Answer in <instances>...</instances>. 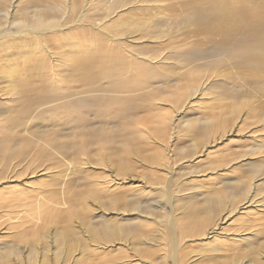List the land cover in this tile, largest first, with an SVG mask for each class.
I'll use <instances>...</instances> for the list:
<instances>
[{"label": "rangeland", "instance_id": "1", "mask_svg": "<svg viewBox=\"0 0 264 264\" xmlns=\"http://www.w3.org/2000/svg\"><path fill=\"white\" fill-rule=\"evenodd\" d=\"M158 1V9L152 6L139 11V6L132 17L125 14L118 19L126 30L148 31L147 39L151 35L163 38L143 43L148 56L162 52L157 56L159 63L140 62L152 69L142 85L149 100L137 101L144 105L132 116L113 121V115L111 119L96 116V106L88 103L78 113L73 110L63 115L55 111L40 114L42 102L31 115L17 107L21 91H26L25 82L37 92L52 85L56 75L63 82L59 92L79 93L88 88L84 77L99 73V65L92 64V53H114V45L124 53L127 37L118 44L113 29H106L109 22L103 13L108 0H88V5L82 0L74 14L67 11L65 15L63 0H0V30H4L0 31V126L15 117L9 124H17L20 141L0 138V152L20 143L36 149L33 144L38 142L42 145L38 153L48 150L38 160L0 165V264H141L140 258L145 264H173L167 248L161 252L173 230L182 247L178 264H264V182L259 180L264 179V60L258 52L264 46V28L254 38L228 35L217 28L216 18L218 10L229 5L247 12L252 23L256 12H264V0ZM55 4L59 9L53 14L63 22L60 30L52 26L50 12L44 15ZM203 9H209L213 17L208 28H198L190 17L191 12ZM42 56L46 60L41 58L43 65H37ZM100 79L101 83L94 82L99 88L106 83L104 76ZM156 96L171 100L160 105ZM85 109L89 125L102 127L101 132L92 135L82 128L77 135L73 128L81 125L80 112ZM73 119L77 124H70ZM221 120L225 125H217L213 137H208V128ZM163 122L167 125L161 133L156 126ZM111 123L116 125L114 132ZM138 124L149 127L151 136L137 131L127 136L120 133L123 127L133 130ZM4 130L0 127V136ZM125 140L140 151V161L123 156ZM88 142L90 160L86 161L82 148ZM100 145L114 151L104 155ZM109 154L108 161H100ZM126 158L131 163L127 173ZM162 159L166 164L158 169ZM252 163L258 165L250 170ZM241 165L246 172L241 182L257 172L260 192L251 191L248 199L258 208L227 214L215 235L185 242L181 233L198 215L194 216L198 200L217 195L219 189L236 182L240 172L235 168ZM141 184L147 189L140 190ZM179 201H189L183 206L186 217L180 221L171 218L178 213ZM138 203L144 222L135 211L128 212L129 207L139 208ZM160 205L164 215L160 212V222L153 224L148 213L160 210ZM102 224L111 230L102 233ZM122 225L127 231L111 242L109 237L124 232ZM237 235L251 238L252 243H247L252 247L244 250L235 242ZM209 243L217 250L209 252ZM159 257L167 259L162 262Z\"/></svg>", "mask_w": 264, "mask_h": 264}, {"label": "bare ground", "instance_id": "2", "mask_svg": "<svg viewBox=\"0 0 264 264\" xmlns=\"http://www.w3.org/2000/svg\"><path fill=\"white\" fill-rule=\"evenodd\" d=\"M63 1H66V2L64 3L65 6L61 9L62 15H65L67 11L69 12L72 11V14H74L76 10L79 9V6L81 5V2H82V0H63ZM160 3L161 2H159L158 0H137L135 2L128 1V0H117V1L108 0V4L105 8L106 13H103L104 19H108L107 21L109 22L106 29H109V30L113 29V31L117 35L118 40L116 41L118 44L120 43L122 38L127 37L129 45L127 46L123 44L124 53L118 49L117 45H114L115 52L111 54H108V53L104 54L105 51H102L101 55L100 54L95 55L94 53H92L91 54L92 64L99 65L98 67L99 73L95 72L89 76H85L84 80L87 82L88 88L84 89L85 91L82 90L79 93H71L72 91L70 92L68 91V89L65 90L64 92H59V91H62V89H64L62 85H60L63 82L61 81L62 83H59V79L57 78L56 75H53L52 77V80H54V83L52 85L50 86L44 85L37 92L34 88L29 87L27 82H25L26 91L24 90L21 91L22 98L20 100L16 99L18 103L17 107L18 108L21 107L20 111L23 112V114L31 115L32 114L31 110L34 107H37L39 103L42 102L43 109L39 110L40 114L47 112V111L51 113L52 111H55L56 112L55 114L63 115V114H69V112L70 111L72 112L73 110L77 111L78 113L79 112L78 110L81 107H84L83 103H88L90 107H91V104L96 106L93 109H94L95 115L98 116L99 118L109 117V119H111V115H113V121H116V120H119L120 117H123L125 115H127V117H129L130 115L132 116L134 112H137L140 109V104L144 105L143 103H138L137 101L143 100V99L149 100V98H147L143 94L142 85H144L143 80L145 78V75L150 73L152 69L146 65L140 64V62L159 63L160 59L157 56L160 55V53H162V52H159V54L156 56L154 55L148 56L146 53H144L146 50V47L143 46V43L147 41L155 42L156 41L155 39H162L163 37L151 35L149 39H147L145 34L148 33V31H145L144 29H140L139 32L126 30L119 23L118 19L119 17L125 14L128 15L129 17H132L135 14V10L139 6H140L139 11L143 10V8L145 7H152V6H154L155 9H158L161 7V5H159ZM71 4L73 6H71ZM88 4L89 2L87 0V2H85V5H88ZM118 4H122V5L115 8V6ZM234 7L235 6L225 5L224 7L218 10V14L216 17L217 22H218L217 28L223 31L224 33H227L228 35L234 34V33H242V34H245L248 38L256 37L259 31L262 28H264V12L262 14H257L256 12L255 21L251 23L248 20L247 12L243 10H239L238 8L236 7L234 8ZM57 9H59V5L57 6V4H55L54 6L53 5L48 6L44 15L49 16V12H50L51 13L50 17L52 18V21H51L52 26H55L58 30H60L62 29V24H63L61 16H56L53 14V11ZM130 9H132V12H129ZM203 10L205 11H200L195 14L191 12L190 14L191 20L194 22L195 25H197L198 28H202V27L208 28L211 25L212 20H213V17L210 15V10L209 9H203ZM263 11H264V6H263ZM120 12H124V13L120 14ZM86 19L88 20L89 18L87 17ZM43 20H39L40 25H45L43 23ZM23 21L25 22L26 20H23ZM79 25L81 26V24ZM151 28L153 27L151 26ZM106 29L103 30V32L105 33L106 36H108L109 31ZM0 31L3 32L4 31L3 28ZM63 32L64 31L60 33H63ZM258 52L264 60V46L263 45H261L258 48ZM41 55H42V52H41ZM38 58H40V62L39 63L37 62V65H40V66L43 65V64H40L43 62V59L41 58H45L46 60V57L42 56ZM61 60H64V57ZM136 67H140L141 69L139 70H141L142 72L136 70ZM119 70L121 73L118 72ZM103 76L106 78V83H104L103 87L99 88V85L97 86L95 85V83L96 81H98L96 84H98L99 82L101 83L100 78H102ZM129 81L131 83H134L133 87H129L130 85ZM81 93L87 94L88 97L86 99H81V96H80ZM36 94H39V95H36ZM155 98L158 100L157 96ZM30 99H35L38 101L31 102ZM135 99L138 104L135 103ZM169 100L171 99L162 100L159 97L158 101L160 102L159 103L160 105H165L164 103H168ZM115 108H116V111L114 110ZM34 110H37V109H34ZM16 111L18 110L16 109ZM16 111L14 113H17ZM85 111L87 110L85 109ZM88 113H89L88 111L85 113L80 112L81 114L80 116L81 125L80 126L81 127L78 126L79 124L75 125L76 128H73L74 125H71L73 129H77L76 133L78 136L81 135L82 132H87L92 135H95L101 132L102 130V127L97 128L93 124L89 125L90 121L87 115ZM100 113H103V114H100ZM160 116H165V114L161 113ZM78 118H76V120ZM54 119L56 122L57 121L59 122L60 120L57 117ZM14 120H15V117H12V119L8 123L6 122L5 124L4 123L1 124L0 126L1 131L2 129H5V130L1 132L2 136H0V138H2L4 141L8 139V140H13L19 143L20 141L16 139L17 124L16 126L10 125ZM76 120L73 119L72 121H70V124H73L72 122L77 124ZM64 122H67V121L64 119ZM111 125H114V123L113 124L111 123ZM166 125H167L166 122H163L161 127L159 126H156V127L161 131V133H164ZM217 125H220V127L222 128L225 125V123L223 122V120H221L216 125H212L211 128H208V132H207L208 137L212 136L211 134L216 130ZM115 127L116 125H114L111 128V131H113ZM81 129H82V132H81ZM118 131L120 132L121 129L118 128ZM133 131H137V133L140 135L149 134L151 136V134L153 133V131H151L149 127H145V126L142 127L139 124L136 125L133 128V130L131 129L130 126H125L123 127L120 133L123 132V135L127 136L131 134ZM20 134L22 135L23 133L21 132ZM34 145H36V149H33V147L31 146L25 147L24 145H22V143L16 144V146H12L8 150L2 149V151L0 152V165H7L10 163H19V162H23L29 158H34V157H36V160H38L39 158L43 157L42 154L48 153V150L46 149H45L46 151L42 150L44 153H42L41 151L38 153L39 148L42 146L41 142L34 143L33 146ZM100 147H101V153H104V155L105 153H109V152L112 153V151H114L113 148H112L113 150L107 151L106 147H103L101 145ZM129 149H134V150L129 151ZM88 150H89V142L86 144V146L82 148V151L84 153H87L85 156L86 161L90 160L89 155H88ZM122 151H123V156L126 155V157L128 156L131 159H135L137 160V162L140 161L139 160L140 151H138L136 148H133V144H131L129 140L124 141ZM257 153L258 152H254L252 155L257 154ZM109 156L110 154L106 155L105 157L101 156L100 161L102 162L103 158H104L103 163L108 161ZM125 161H126L125 172L127 173L131 167V163L130 161H128V158H126ZM165 164H166V161L162 159L160 164L158 165V169H161ZM257 165L258 164H255V163L249 164L250 170L254 169ZM235 170L237 172H240V176L236 180V182L230 184L228 188L223 187L221 190L219 189V192L217 193V195H213L211 193L206 198L202 200H198L199 205L197 207L199 208V210L196 213L194 212V216L196 214L198 215L189 225L185 226L184 231H182L181 233V236L183 237V239L186 240L185 242L195 243L196 241H204L206 237L208 238L212 235H215L217 231L220 230V222L222 223V221H224L227 218L226 217L227 214L231 215L232 213H237L240 211L248 210L251 207H254L255 209L258 208V206H254L255 203L251 199H248V195H250L251 191L253 193L256 192L257 194L260 192L261 187L259 185L256 186V181H255L258 178L257 172L254 175H252L250 178H248L247 182H241V178L244 175H246V172L243 170L242 165L239 167L237 166ZM20 174H22V172ZM2 175H3V171H0V176ZM259 180L264 182V179L262 178ZM97 183L100 184L99 182ZM141 186L142 187L140 188V190L147 189V187L143 186V184H141ZM224 188L226 189L224 190ZM223 191H225L224 194H223ZM161 192L163 191H160V193ZM179 193L181 194L183 193V191L179 189ZM182 202L181 201L178 202V205H179L178 213L174 215V217H171L173 220L180 221L184 219V217H186V209L183 208V206H186L187 203H189V201H182ZM137 207L139 208L132 209L131 207H129L128 212L131 213L132 211H135V214L137 215V217L142 222H144L145 219L143 218L145 214L143 213V208L140 203H138ZM159 208L160 210L151 211L148 213V217L150 218L153 224H157L158 222H160V219L158 218V214H160V212H161V215H164V213L162 212L161 205L159 206ZM137 217L135 218L138 219ZM121 227L124 232H122L119 235H114L112 237H109V240H111V242L118 236H122L125 233V231H127V227L125 225H122ZM172 228H174V225H172ZM102 230H103L102 233H106V232H109L111 229L109 226H107V224H102ZM93 232L96 234V230L93 229ZM175 235H176V231L173 230L171 240L166 241L163 244V247L165 249H161V252L163 250H166L167 248L166 253H168L169 255H172L173 264H178L179 262L176 259H179L180 253H181L180 251L182 247L179 242V238H177V236L175 237ZM243 236L245 235H237L234 237V239H236L235 242L239 243L244 250H247L245 246H248V249L249 247H252V245H250L252 243L251 241L252 239L245 238ZM249 241H251V243H247ZM208 246H209V252H214L217 250V248H215L212 243H209ZM157 248L158 247L154 249L156 250ZM243 249L241 250L244 251ZM183 256L186 257V260L189 259L188 256L186 255H183ZM261 256L263 257L264 255H261ZM19 257H20V253L18 254L17 258ZM159 259H161L163 262L167 258L159 257ZM137 261H139L141 264H145V262L141 258ZM41 263L43 264V262ZM150 264H155V263L151 262ZM235 264H238V263L235 262Z\"/></svg>", "mask_w": 264, "mask_h": 264}]
</instances>
